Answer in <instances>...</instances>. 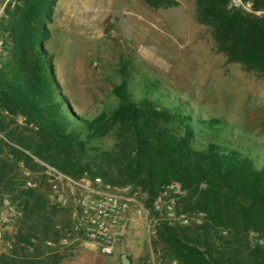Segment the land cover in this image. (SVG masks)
I'll return each mask as SVG.
<instances>
[{
  "label": "trees",
  "instance_id": "16d2710c",
  "mask_svg": "<svg viewBox=\"0 0 264 264\" xmlns=\"http://www.w3.org/2000/svg\"><path fill=\"white\" fill-rule=\"evenodd\" d=\"M241 1L264 11V0ZM53 2L17 0L12 7L6 4L2 15L12 47L0 65V201L7 198L18 213L10 264H58L57 254L38 259L40 252L19 246H34L35 240L41 246L57 234L61 209L47 203V166L73 178L130 185L145 194L144 205L152 210L165 187L177 183L176 209L204 217L187 226L164 221L157 227L154 242L176 264H264V167L218 141L235 140L222 118L192 114L156 92L151 82L145 81L137 97L125 72L112 89L117 100L112 111L92 118L69 111L42 44V20L50 16ZM196 2L199 19L211 25L227 59L264 72V14L230 0ZM109 128H115L112 146L88 152L85 140Z\"/></svg>",
  "mask_w": 264,
  "mask_h": 264
},
{
  "label": "rangeland",
  "instance_id": "374dc122",
  "mask_svg": "<svg viewBox=\"0 0 264 264\" xmlns=\"http://www.w3.org/2000/svg\"><path fill=\"white\" fill-rule=\"evenodd\" d=\"M15 1L0 0V65L12 47L2 22L3 9L8 3L12 7ZM230 5L264 14L253 11L249 2L230 0ZM42 24L46 30L42 44L51 58L55 88L76 116L92 118L101 111H112L117 104L112 89L125 72L137 97L144 91L145 81L151 82L156 92L184 105L192 114L205 119L222 118L235 140L220 137L218 141L248 153L257 167H264V72L227 59L217 48L211 25L199 19L196 0H171L160 5L145 0H54L50 16ZM17 120L24 124L21 117ZM114 141L115 128H109L85 140L86 149L96 153L98 149H109ZM49 167L44 171L48 179ZM56 184L58 191H53L51 185L46 197L49 207L61 209L55 226L57 234L41 246L36 240L34 246L20 243L27 253L40 252L38 259L57 254L58 264H121V253L130 257L131 264H176L154 242L156 231L150 233L143 217L132 212L126 233L113 253L105 254L81 239L70 228L73 186L65 181ZM127 186L144 204L145 194ZM178 193L179 184H172L154 200L153 210L144 205L149 217L156 220V230L166 222L163 217L167 205L177 217L184 215L187 219L185 224L175 219L169 224L187 226L203 219L201 213L176 209ZM17 217L7 198L0 201V264L11 263ZM35 246H40V251ZM18 252L21 255L23 251Z\"/></svg>",
  "mask_w": 264,
  "mask_h": 264
},
{
  "label": "built area",
  "instance_id": "2783aa9c",
  "mask_svg": "<svg viewBox=\"0 0 264 264\" xmlns=\"http://www.w3.org/2000/svg\"><path fill=\"white\" fill-rule=\"evenodd\" d=\"M47 172L53 191H58L57 181H65L67 185L73 186L70 228L101 252H114L117 242L126 233L131 212L141 215L147 230L155 233L156 220L149 217L148 209L144 207L137 193L130 191L128 186L114 185L101 177L73 179L50 167ZM167 208V215L163 218L168 223L174 219L181 224L187 222L184 215L177 217L170 205H167Z\"/></svg>",
  "mask_w": 264,
  "mask_h": 264
},
{
  "label": "water",
  "instance_id": "95a60500",
  "mask_svg": "<svg viewBox=\"0 0 264 264\" xmlns=\"http://www.w3.org/2000/svg\"><path fill=\"white\" fill-rule=\"evenodd\" d=\"M119 260L121 264H131V259L128 255L121 253L119 255Z\"/></svg>",
  "mask_w": 264,
  "mask_h": 264
}]
</instances>
